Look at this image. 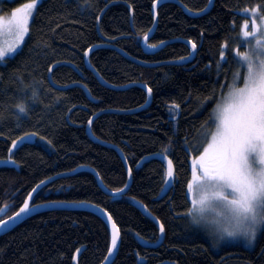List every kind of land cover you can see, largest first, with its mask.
Instances as JSON below:
<instances>
[{"label":"trees","instance_id":"1","mask_svg":"<svg viewBox=\"0 0 264 264\" xmlns=\"http://www.w3.org/2000/svg\"><path fill=\"white\" fill-rule=\"evenodd\" d=\"M162 1L37 5L20 50L0 62V160L18 166L0 168L2 218L39 184L68 174L38 190L31 205L84 202L105 210L120 234L111 264H264V229L252 250H212L193 226L188 190L192 157L204 146L213 109L239 70L242 28H264V0H213L209 8L210 0H176L184 9ZM147 36L153 51L141 45ZM92 70L116 88L101 84ZM32 134L33 144L8 157L14 141ZM105 144L121 151L130 170L131 184L121 195L106 194L87 170L108 192L125 188L123 160ZM156 154L174 169L164 196L165 162L144 160ZM143 207L164 227V239L154 247L146 245L158 241L159 230ZM109 246V229L95 214L47 210L0 236V264H72L79 250L77 264H101Z\"/></svg>","mask_w":264,"mask_h":264},{"label":"snow or ice","instance_id":"2","mask_svg":"<svg viewBox=\"0 0 264 264\" xmlns=\"http://www.w3.org/2000/svg\"><path fill=\"white\" fill-rule=\"evenodd\" d=\"M35 2L36 0H33L27 7H35ZM242 31L245 37L249 35L247 24L243 26ZM195 48L196 44L192 43V49ZM15 52L16 48L9 51L0 49V62ZM237 55L240 57L237 61L238 67L245 69L243 86H238L241 75L237 71L233 76V83L227 86L229 89L227 95H222L221 103L213 110L215 131L207 134L210 141L199 155V172L194 169L193 180L188 183V190L193 191L194 184L197 187L213 188L216 198L226 201L230 206L229 213L239 225L236 228L222 229L218 234L219 239L242 237L251 243L255 240L257 232L264 227V51L256 52L254 57L239 52ZM221 59L223 60V53ZM148 91L150 93L151 89ZM19 111L24 112V107L20 106ZM23 140L22 137L20 143H23ZM16 146L14 142L13 148ZM169 151L168 148L165 149V153ZM164 158V154H161V159ZM166 175L167 186L174 175L170 160ZM123 191L124 188L119 189L120 193ZM31 199L30 193L16 216L12 218V222L33 210L29 205ZM100 211L103 212L102 209ZM189 214L191 215V211ZM108 219L111 220V217ZM198 222L194 218V223ZM8 223L9 221H4L0 224V229L6 227ZM115 227L113 224L114 229ZM163 231L164 227L161 224L160 232ZM116 247L117 235L114 233L108 251L109 258Z\"/></svg>","mask_w":264,"mask_h":264},{"label":"rangeland","instance_id":"3","mask_svg":"<svg viewBox=\"0 0 264 264\" xmlns=\"http://www.w3.org/2000/svg\"><path fill=\"white\" fill-rule=\"evenodd\" d=\"M41 1L42 0H36L35 7L28 8L27 6L32 4L33 0H0V49L9 51L12 48H16V52L14 54L20 50L26 37L29 27L28 25L31 22L37 5ZM253 25L254 24L251 26L249 35L245 39L246 42L244 46V52L242 54L247 53L254 57L256 52L264 51V28H258V26L261 24H257L258 26H255V28H253ZM14 54H12L10 57H12ZM236 67H238V64ZM240 70H243V74H240L241 81L238 82V86L242 87L245 69L239 68L238 71ZM228 91L229 89L224 92L225 96L227 95ZM220 103L221 99L217 105ZM217 105L214 109L217 108ZM210 123L212 124V128L209 130V132L215 131L213 126V112ZM208 133L203 134V137L206 138L204 146L198 154L192 157V175L190 182L193 180L194 169L199 172V155L202 154L204 149L208 146V142L210 141V137L207 135ZM214 191L215 190L211 187H197L194 184L193 191H191V193L189 192L192 207L190 217L191 221L193 222V226L204 235L212 250L218 251L229 246H241L248 250H252L261 236L264 227H262L257 232L255 240L251 243H248L242 237L237 239H219L218 234L222 229L236 228L239 225L229 213L230 206L226 201L216 198ZM193 201H195V205H193ZM194 218L199 222L194 223Z\"/></svg>","mask_w":264,"mask_h":264},{"label":"water","instance_id":"4","mask_svg":"<svg viewBox=\"0 0 264 264\" xmlns=\"http://www.w3.org/2000/svg\"><path fill=\"white\" fill-rule=\"evenodd\" d=\"M164 1H171V2H174V3H176L177 5H179L181 8H183L182 7V5H180L176 0H164ZM212 2H213V0H210V3H209V6H208V8L212 5ZM207 8V9H208ZM130 9V8H129ZM184 9V8H183ZM154 10H155V6H154V9H153V13H154ZM185 11V10H184ZM154 28H155V25L153 26V28H152V30H151V32L149 33V34H151L152 32H153V30H154ZM149 36V35H148ZM148 36H147V38H148ZM146 40L147 39H143V41H142V43H141V45H142V47L143 48H145V45H146ZM190 45V48H191V50H192V56L191 57H193L194 56V52H195V50H193L192 49V44H189ZM118 52L120 53V54H122L124 57H126V58H128V56L126 55V54H124L123 52H121V51H119L118 50ZM89 52H87V54H88ZM180 62H172L171 64H179ZM147 66H155V65H147ZM92 72H93V74L96 76V78L98 79V81L101 83V84H103V85H105V86H108V87H111V88H116V87H113V86H110V85H108V84H106L102 79H101V77L95 72V71H93L92 70ZM49 73H50V71H49ZM48 77H50V74L48 75ZM57 88V87H56ZM58 89H62V88H58ZM64 89V88H63ZM147 94H148V98H150V96H151V93H149V91H147ZM149 101H150V99H149ZM91 121V120H90ZM92 122V121H91ZM90 126H91V124H89V122H88V124L86 125V132L91 136V133H90ZM24 138V140H23V143H20V141H21V138L20 139H18V140H16V141H14L16 144H17V146L15 147V148H13V143H12V145H11V147H10V149H9V152H8V156H10L13 152H14V150H16L17 148H19L22 144H24V143H29V144H33L34 142H35V138H36V136L35 135H27V136H24L23 137ZM105 145H107V144H105ZM107 146H110V145H107ZM110 147H113V146H110ZM115 150H116V152L120 155V157L122 158V160H123V163H124V165H125V168H126V173H127V178H128V180H127V185H126V187L124 188V191L122 192V193H120V192H108V191H106L105 189H104V187H103V185H102V183H101V180H100V178H99V175L94 171V170H92V169H87V170H89L93 175H94V177H95V179H96V181H97V183H98V185L101 187V189H103V191L106 193V194H109V195H111V196H117V195H121V194H123V193H125L126 192V190H127V188L129 187V185L131 184V174H130V171H129V168H128V165H127V163H126V161L124 160V158H123V155H122V153H121V151L118 149V148H116V147H113ZM152 158H160L161 159V155L160 154H156V155H153V156H150V157H146L144 160H149V159H152ZM10 161H12V160H10V159H7V160H0V168H2V167H14L16 170L18 169V166L15 164V162L13 163V162H10ZM163 161L165 162V164H166V166H167V169H168V161H169V159H167L166 157L163 159ZM77 170H82L81 168H79V169H77ZM76 170V171H77ZM86 170V169H85ZM66 175H68V174H63V175H58V176H56V177H53V178H51V179H49V180H46V181H44V182H42L41 184H39L38 186L39 187H35V192H31V195H32V198L34 197V195L38 192V190H40L43 186H45L47 183H49V182H51V181H53V180H55V179H58V178H60V177H65ZM172 180H173V177H172V179H171V181H170V183L164 188V190H163V192H162V194H161V196H164L165 194H167V192H168V190L170 189V185H171V183H172ZM113 193H117L116 195H113ZM29 196V195H28ZM27 199H28V197H27ZM26 199V200H27ZM31 201H32V199L29 201V205H30V208H32L33 210L32 211H30L27 215H21L19 218H17V219H15V222H12V218L13 217H15L16 216V213L19 211V209L23 206H21L13 215H11V216H9V217H7V218H5V219H3V220H1L0 221V224H2L4 221H9V223H8V225L6 226V227H4V228H2V229H0V236L1 235H3V234H5V233H7V232H9V231H11L14 227H16L17 225H19L21 222H23L25 219H27L28 217H30V216H33V215H35V214H37V213H39V212H43V211H47V210H71V211H86V212H90V213H93V214H95L96 216H98L106 225H107V227H108V229H109V233H110V246H109V248L111 247V240H112V236H113V234L115 233L116 235H117V247H116V249H114L113 250V254H112V256L109 258V256H108V252H107V255H106V257H105V259H104V261L101 263V264H111L112 262H113V260L115 259V257H116V255H117V251H118V248H119V244H120V234H119V231H118V228H117V226L115 227V229L113 228V224H115L114 223V221L112 220V218H111V220H109L108 219V217L110 216L105 210H103L102 208H100V207H98V206H96V205H92V204H90V203H61V202H50V203H45V204H40V205H31ZM103 210V212H101L100 210ZM4 210H2V211H0V218L4 215V213L5 212H3ZM143 211H144V213L146 214V216L151 220V221H153V223L157 226V228H158V230H159V238H158V241L155 243V244H151V245H146V247H154V246H157V245H159L162 241H163V239H164V231L161 233L160 232V223H159V221L155 218V217H153L150 213H149V211L145 208V207H143ZM108 251H109V249H108ZM80 253H81V250H79V251H77L76 253H75V255H74V258H73V262H72V264H77V261H78V257H79V255H80ZM140 263H144V261H140ZM165 264H168V263H165Z\"/></svg>","mask_w":264,"mask_h":264},{"label":"bare ground","instance_id":"5","mask_svg":"<svg viewBox=\"0 0 264 264\" xmlns=\"http://www.w3.org/2000/svg\"><path fill=\"white\" fill-rule=\"evenodd\" d=\"M148 49H151V48H148ZM211 111V110H210ZM193 160V159H192ZM90 168V167H89ZM190 174H191V172H190ZM61 211V210H60Z\"/></svg>","mask_w":264,"mask_h":264}]
</instances>
